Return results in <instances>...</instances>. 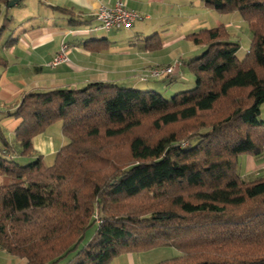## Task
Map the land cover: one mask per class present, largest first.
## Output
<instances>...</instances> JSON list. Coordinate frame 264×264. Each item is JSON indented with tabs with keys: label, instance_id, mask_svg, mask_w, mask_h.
<instances>
[{
	"label": "trees",
	"instance_id": "trees-1",
	"mask_svg": "<svg viewBox=\"0 0 264 264\" xmlns=\"http://www.w3.org/2000/svg\"><path fill=\"white\" fill-rule=\"evenodd\" d=\"M201 1L238 14L251 41L239 60L222 25L187 35L203 47L187 64L192 88L164 99L97 82L24 97L18 155L33 156V138L56 123L66 144L51 165L24 164L3 141L0 250L26 264H111L159 247L180 255L157 264H264V177L238 173L240 156L264 153V2Z\"/></svg>",
	"mask_w": 264,
	"mask_h": 264
},
{
	"label": "crops",
	"instance_id": "crops-1",
	"mask_svg": "<svg viewBox=\"0 0 264 264\" xmlns=\"http://www.w3.org/2000/svg\"><path fill=\"white\" fill-rule=\"evenodd\" d=\"M116 1L18 0L3 10L0 27L4 17L9 26L0 38V58L5 62L0 65V153L5 140L13 147L17 162L26 164L40 155L51 165L56 152L66 144L61 126L52 131L56 123L33 138V156L18 155L14 133L22 119L12 114L28 94L77 90L97 82L141 91H157V82L175 86L174 93L192 88L194 80L187 64L203 47L187 41L186 36L228 24L201 0H122L140 17L131 28L109 33L94 30L97 10L112 7ZM9 40L13 43L7 46ZM63 44L68 46V61L51 68L49 63ZM175 61L180 65L171 75L152 83L139 80L140 72L148 67L169 66ZM238 173L245 182L264 177V153L240 156ZM0 264L26 261L0 250Z\"/></svg>",
	"mask_w": 264,
	"mask_h": 264
},
{
	"label": "rangeland",
	"instance_id": "rangeland-1",
	"mask_svg": "<svg viewBox=\"0 0 264 264\" xmlns=\"http://www.w3.org/2000/svg\"><path fill=\"white\" fill-rule=\"evenodd\" d=\"M261 1L264 2V0H261ZM216 14H218V13H216ZM218 15L220 16V18H223V21H224L223 23L228 22V24L226 26H224V28L227 30V32H229V34H230V36H232V38L234 37L233 39H235L236 42L239 44L240 49L237 52V58L239 60H242L248 51L250 41H251V33L248 29L247 24L242 21V19L240 18V16L238 14H218ZM232 18H235V19L232 21ZM232 38L230 37V39H232ZM190 79L194 80V77L192 76ZM150 83H152V81ZM184 84L187 85V83H184ZM154 85H155V87H157V88H155V87L154 88L158 91V93L160 95H162V97L164 99H170L175 94L173 91H177V90H175L176 89L175 86L173 87L172 85H170V86H166L167 87L166 88V87H164V84L161 82H157ZM161 86H162V90L159 89V88H161ZM183 87L185 89V87H187V86H183ZM260 119L263 120V122H264V104H262L261 108H260ZM60 126H61V124L57 123V125L52 128V131L55 132L57 128H60ZM204 131H205V129H201L198 131L196 130V131H194V134H199L200 132H204ZM196 140H197L196 138H194L191 141L185 140L182 142V145L188 146L189 143L194 144L196 142ZM120 150H121V148H120ZM122 158H124V155L122 156ZM98 222L99 221H97V223ZM93 231H94V229H90L86 233L85 240L90 238ZM179 255H180V252L174 248L159 247V248H156L154 250L144 252V253H136V254H132V255H128V256L127 255L120 256L119 258L113 260L111 264H157L159 262L178 257ZM129 256H131V257H129Z\"/></svg>",
	"mask_w": 264,
	"mask_h": 264
},
{
	"label": "built area",
	"instance_id": "built-area-1",
	"mask_svg": "<svg viewBox=\"0 0 264 264\" xmlns=\"http://www.w3.org/2000/svg\"><path fill=\"white\" fill-rule=\"evenodd\" d=\"M94 17L97 25L93 29L104 33H109L114 30L130 29L134 22L140 18L136 12L129 10L122 0H117L112 7H100ZM67 51L68 46L63 44L59 52L56 53L53 60L49 63V66L56 68L58 65L66 63L68 61ZM179 65L180 62L175 61L169 66L154 65L148 67L140 73L139 80L141 82H147L157 80L161 77H167Z\"/></svg>",
	"mask_w": 264,
	"mask_h": 264
},
{
	"label": "water",
	"instance_id": "water-1",
	"mask_svg": "<svg viewBox=\"0 0 264 264\" xmlns=\"http://www.w3.org/2000/svg\"><path fill=\"white\" fill-rule=\"evenodd\" d=\"M15 2H17V0H13V1H11V2L9 3L8 6H9V7H10V6H13V4H14Z\"/></svg>",
	"mask_w": 264,
	"mask_h": 264
}]
</instances>
